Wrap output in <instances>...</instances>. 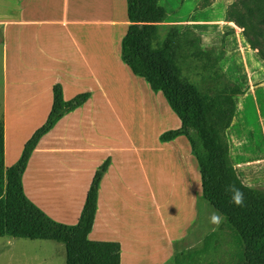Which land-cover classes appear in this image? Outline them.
<instances>
[{
	"label": "rangeland",
	"instance_id": "1",
	"mask_svg": "<svg viewBox=\"0 0 264 264\" xmlns=\"http://www.w3.org/2000/svg\"><path fill=\"white\" fill-rule=\"evenodd\" d=\"M234 2L243 9L245 0H160L169 12V20L183 22L171 23L182 24L183 31L192 30L198 33L205 49L225 52L224 56L227 58L219 64L223 74L228 80H236L238 84L244 85L247 84L245 80L250 73L254 80L261 75L262 66L258 65L257 58L252 55V52L257 50L249 48L243 28L240 39L233 30L224 31L221 26L215 25L225 22ZM207 4L210 5L206 6ZM118 6L123 12L118 18L120 20L116 21L118 25L105 26V31L109 28L118 33L115 52L113 56L106 52L108 57L95 59L103 72L97 76L102 80V84L97 88L102 94L108 90L114 100L118 101L119 104L114 106L116 111L112 110L111 104H105L104 99L100 98V93L99 97L95 98V100L100 99L99 105L93 112L90 110L93 102L89 103L93 91H83L91 92V97L85 105L75 111L81 110L79 111L81 114L85 110L88 114L83 117H69L71 112L66 114L59 123L58 132L63 135L64 142L67 138V142L78 147L87 144L89 149L83 153L78 152L87 168L92 167L96 170L107 158H111L110 173L99 195L102 211L100 210L95 223L94 238L120 242L123 250L122 264H126L130 250L132 255L127 264H160L163 261L152 260L164 255L161 248L162 240L168 239L170 232H175L177 235L169 244V255L162 263L174 264L177 253L185 249L190 254L191 249L202 247L205 235L219 229L223 220L219 226L210 223L211 213L218 211L203 196L199 165L191 153L186 138L180 137L170 143H162L160 140L162 133L177 129L182 123L163 94L152 90L155 94L153 97L150 88L146 87L149 84L143 79L134 77L122 60L121 43L127 31L120 23L128 15L127 0H118ZM1 14L2 19H7L5 15L10 14L11 16L8 17H12V21L27 20L32 15L44 18V12L20 9H9L2 11ZM84 14L90 19L94 18L90 17L88 12ZM15 18L19 20H14ZM96 20L98 21L99 18ZM200 25H205V28H199ZM206 25L212 31L207 30ZM24 35H30V28L24 32ZM24 35H21V38H24ZM94 35L96 39L92 45L93 49L96 52H103L100 36H97V33ZM229 36L231 38L228 41L226 37ZM261 39L263 40L260 47L264 49V38ZM118 49L119 53H117ZM243 50H246L247 56ZM34 61H38V58ZM109 64L112 65L110 69H105ZM199 65L200 63L191 61L186 75L204 89L213 88L211 79L203 78L204 71ZM12 83L5 75L0 49V114L4 113L2 104L5 89L11 87ZM134 83L140 92L137 91ZM260 86H256L259 87L256 95L261 97L264 113V87ZM71 91L68 88L67 93ZM253 93L251 92L248 98L241 101L253 102L255 100ZM254 113L253 103L252 108L250 104L244 106L240 103L234 129L228 137L232 163L243 183L250 187H253V182L247 183L246 177L248 179L255 176L264 177V161L262 164L251 163L253 153L259 154L264 160L262 148L264 123L259 115L256 119ZM3 122L2 120L0 123ZM64 123L67 130L63 133ZM251 133L257 134L259 151L254 146L252 148L251 143L247 145L248 142L241 139V136L250 138ZM185 174L188 183L186 188L183 182ZM116 197L118 201L115 204ZM11 240V236L7 234L0 235V264H67V249L64 241L25 237H19L15 243ZM139 249L148 251V254H139ZM241 260L243 262L242 250L238 247L232 231L224 227L220 242L192 264H239ZM179 264H190V262L182 260Z\"/></svg>",
	"mask_w": 264,
	"mask_h": 264
},
{
	"label": "trees",
	"instance_id": "2",
	"mask_svg": "<svg viewBox=\"0 0 264 264\" xmlns=\"http://www.w3.org/2000/svg\"><path fill=\"white\" fill-rule=\"evenodd\" d=\"M127 14L130 25L121 43L122 60L134 77L147 81L155 93L161 92L179 117L181 126L162 133L160 140L166 143L186 138L199 165L203 196L223 217L221 227L205 235L202 247L191 249L190 254L181 250L174 264L200 260L220 242L224 227L232 231L243 252L241 264H264V189L244 184L231 160L228 130L237 113L236 97L245 89L223 74L219 64L225 52L205 49L198 33L183 31L182 24L168 23L169 12L160 0H127ZM226 20L244 29L250 47L264 60V49L260 47L264 38V0H245L243 9L234 2ZM191 61L200 63L203 78L209 77L213 88L204 89L186 75ZM53 92L47 121L11 167L5 165V129L0 125V235L64 241L67 264H122L120 242L90 238L110 157L96 169L77 224L55 220L25 192L24 173L42 137L91 97V92H83L65 100L60 83L54 85ZM228 185L243 191V206L231 203Z\"/></svg>",
	"mask_w": 264,
	"mask_h": 264
},
{
	"label": "crops",
	"instance_id": "3",
	"mask_svg": "<svg viewBox=\"0 0 264 264\" xmlns=\"http://www.w3.org/2000/svg\"><path fill=\"white\" fill-rule=\"evenodd\" d=\"M106 3L107 0H0V49L2 51L5 75L13 82L11 87L5 89L4 103L2 104L4 113L1 112L0 114V122L4 121L0 125L3 124L5 129L6 167H11L19 161L25 144L47 121L53 107V87L56 83L62 84L65 100H70L86 90L93 91V97L89 103L93 102L90 105V110L95 112L100 102V99L95 100V98H98L101 93L97 86L102 84V80L97 76L103 73L101 68L98 67V61L95 59H99L102 56L108 57V55L96 52L93 49L92 45L96 39L94 38V29L96 27L94 24H102L107 21H102L101 19L97 21V18L90 19L84 13L88 12L89 14L90 11L95 10V6L99 5L101 7L106 5ZM109 3L111 5V0H109ZM9 9L44 12V18L32 15L27 20L12 21L13 18L8 17L11 16L9 14L5 15L7 19H2L3 15L1 12ZM14 20L19 19L15 18ZM171 22L183 23L168 19V23ZM108 23L111 24L112 21H108ZM120 24L126 27V31L128 30L130 25L128 15L125 16V19ZM215 25L217 27L221 26L224 31L233 30L241 39L242 28L236 23L225 20L223 24ZM207 26L206 29L212 31ZM198 27L205 28V25ZM28 28H30V35H24ZM21 35H24V38H21ZM227 38L229 41L231 36ZM89 47H91L90 50ZM243 51L247 56L246 50ZM117 53H119V49ZM257 54V51L252 52V55L257 58L258 65L262 66L261 75L254 80L252 73H250L245 80L247 84H239L245 89V93L236 97V103L237 112L240 111V103L244 106L250 104L251 108L253 103L255 108L254 116L257 119L259 115L264 123L261 97L259 98L256 95L259 88H256V86L261 85L260 87H264V60ZM37 58L38 61H34ZM226 58L227 56H224L220 61L223 62ZM244 63H246L245 60ZM111 66L109 64L105 69H110ZM227 69H229L228 66ZM128 77L130 76L128 75ZM230 81L237 83L236 80ZM146 87L150 88L151 95L155 97L150 85H146ZM68 88L72 90L69 94L67 93ZM136 89L140 92L138 86H136ZM251 92H255V94H252L253 100L254 97L255 100L253 102L249 100L250 103L242 102L241 100L248 98ZM100 98L104 99L105 104H111L112 110L116 111L114 106L119 103L114 100L108 90H105L103 94L101 93ZM156 99H159L158 96ZM79 111L81 110L72 111L69 117H83L88 114L85 110L81 114ZM116 118L119 119L117 116ZM235 120L236 117L228 130V137L234 129ZM61 122L62 119L49 133L42 137L34 150L24 173V188L28 197L55 220L66 224H77L96 170L92 167L87 168L79 157L78 152L83 153L89 149L87 144L84 147H78L76 144H73V146L72 144L67 145V138L64 142L63 135L58 132L60 129L59 123ZM65 123L63 133L67 130ZM256 137V133H251L250 138L241 136V139L248 142L247 145L251 143V147L253 148L254 146L259 151L260 144ZM262 148L264 152V145ZM172 156L174 157V155ZM236 157L240 162L237 155ZM238 161L236 162L238 163ZM263 161L259 154H252L251 163L262 164ZM176 165H178L177 162ZM110 169L103 178L100 193ZM59 177L62 179L67 177V179L72 181L74 187L72 200L74 197L77 199V204L71 205L64 212L59 211V209L48 203L49 195L44 192V190H48L45 189V182L56 181ZM184 178L183 182L186 188L188 186L186 174ZM251 178L248 179L246 177V180H248L246 182H253V187L264 189V177L258 178L255 176ZM106 192L108 193V188H106ZM101 207L99 196L96 220L100 210L102 211ZM104 226L106 227V225ZM94 230L95 225L90 234L91 239L94 238ZM169 235L168 239L162 240L161 248L164 251V255L152 261H163L162 263H164L167 259L170 249L169 244L174 241L177 234L170 232ZM11 238L14 243L18 240L15 237ZM94 240L100 239L95 237Z\"/></svg>",
	"mask_w": 264,
	"mask_h": 264
},
{
	"label": "bare ground",
	"instance_id": "4",
	"mask_svg": "<svg viewBox=\"0 0 264 264\" xmlns=\"http://www.w3.org/2000/svg\"><path fill=\"white\" fill-rule=\"evenodd\" d=\"M94 11L90 12V16L94 18H99L102 21H107L102 24H94L96 26L95 28V34L97 33V36H100V41L103 43V52L102 53H108L113 56L115 52V45L117 41L118 33L115 31H111L109 28H107V31H105V26H114L118 25L116 21H119L120 16L123 12H121L119 6H118V0H111V5L109 3V0H107L106 5H102L101 7L99 5L94 7ZM100 9V10H99ZM111 20L112 23H108V21ZM100 26V27H98ZM96 44L99 45L98 42ZM106 53V54H107ZM113 76H111L112 78ZM118 77V76H116ZM74 142V141H72ZM70 145V142H67V145ZM73 144V143H72ZM66 172V171H65ZM45 189L44 192L49 195L48 203L53 205L55 208L59 209V211L64 212L70 208L71 205L77 204L76 197L72 200V192L74 191L73 183L70 181V179L61 178L57 179L53 182H45ZM118 201V197L114 199L115 204ZM114 233V232H113ZM148 254V251H142L139 249V254ZM152 254V253H151ZM150 254V255H151ZM132 255V250H130L126 264L129 262V257ZM152 256V255H151Z\"/></svg>",
	"mask_w": 264,
	"mask_h": 264
},
{
	"label": "clouds",
	"instance_id": "5",
	"mask_svg": "<svg viewBox=\"0 0 264 264\" xmlns=\"http://www.w3.org/2000/svg\"><path fill=\"white\" fill-rule=\"evenodd\" d=\"M226 191L231 193V203L235 206H243L244 193L240 188H237L235 185H228ZM209 219L211 224L219 226L222 223L223 217L219 212H212Z\"/></svg>",
	"mask_w": 264,
	"mask_h": 264
}]
</instances>
